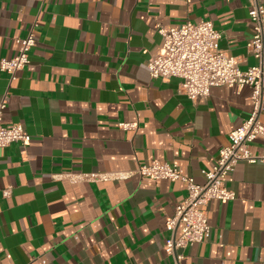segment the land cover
<instances>
[{
  "label": "crops",
  "instance_id": "obj_1",
  "mask_svg": "<svg viewBox=\"0 0 264 264\" xmlns=\"http://www.w3.org/2000/svg\"><path fill=\"white\" fill-rule=\"evenodd\" d=\"M252 0H0V59H12L34 24L30 64L9 89L7 128L28 146L0 149V264H172L166 222L184 183L136 175L153 163L206 183L231 134L252 113L251 89L213 88L189 100L180 80L147 69L163 39L156 26L209 21L241 70L258 65L249 43ZM264 125V108L261 114ZM137 124L129 131L120 124ZM264 138L252 145L261 155ZM103 174L101 182L68 175ZM234 201H211V236L181 264H264V163H240L226 182ZM8 192L4 197L3 193Z\"/></svg>",
  "mask_w": 264,
  "mask_h": 264
},
{
  "label": "built area",
  "instance_id": "obj_2",
  "mask_svg": "<svg viewBox=\"0 0 264 264\" xmlns=\"http://www.w3.org/2000/svg\"><path fill=\"white\" fill-rule=\"evenodd\" d=\"M249 17L253 25V38L249 43L258 65L241 70L238 62L220 49L222 34L215 30L209 21L187 23L178 27L157 25L156 29L163 39L161 50L153 55L147 69L153 80L168 82L180 80V91L191 101L206 99L213 88L249 87L252 113L243 125L231 134V144L219 152V158L209 172H205L206 183L198 185L194 179L181 174L177 166L153 163L138 169L136 175L154 181H180L185 184L188 196L179 204L173 217L166 222L169 238L163 250L172 257V264H181L183 256L178 250L207 242L211 236L207 205L211 201L228 203L236 195L230 191L226 182L240 163H264V150L261 155L252 152V145L264 138V125L261 114L264 108V0H252ZM34 24L28 35L17 41L19 50L12 59H0V70L9 77L10 85L17 80V74L30 64V53L36 46ZM9 89L0 100V149L13 144L26 147L31 137L21 124L10 128L3 125L4 113L9 102ZM124 130L135 131L137 124H120ZM74 183L107 181L103 174L68 175ZM4 197L8 192L3 193Z\"/></svg>",
  "mask_w": 264,
  "mask_h": 264
}]
</instances>
